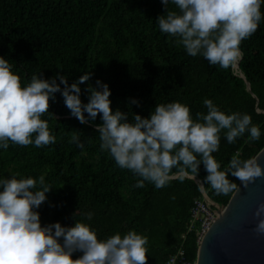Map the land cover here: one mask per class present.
<instances>
[{
  "label": "trees",
  "instance_id": "1",
  "mask_svg": "<svg viewBox=\"0 0 264 264\" xmlns=\"http://www.w3.org/2000/svg\"><path fill=\"white\" fill-rule=\"evenodd\" d=\"M169 10H176L171 3ZM165 13L161 0H0V57L9 61L22 86L34 74L50 79L59 73L71 85L91 72V79L80 85L82 102H88V84L95 87L100 80L110 88L113 112L128 113L129 121L133 114L149 117L156 104L177 101L189 106L195 120L197 112H207L205 98L226 114H249L260 127V139L249 142L246 132L228 144L222 131L219 151L213 155L221 170L237 153L242 160L252 158L264 145V3L258 30L240 45L238 65L244 78L233 66L223 69L199 55H187L175 38L159 30L156 19ZM55 97L49 101L53 117L46 113L41 118L56 143L37 148L10 142L7 150L0 148V178L44 175L53 189L34 209L42 226L59 222L71 227L76 219L88 223L100 240L134 230L148 237L147 264H165L187 230L194 199L201 196L198 184L207 175L204 166L196 177L174 178L161 189L147 181L136 188L139 177L100 151L95 129L102 123L100 115L81 124L59 92ZM133 99L139 104H132ZM76 132L83 149L69 143ZM228 178L239 182L230 174ZM204 187L222 205L232 194L216 195L209 185ZM87 212L94 213L90 221L84 217ZM198 245L195 231L187 232L186 257L194 259ZM81 255L76 252L73 259Z\"/></svg>",
  "mask_w": 264,
  "mask_h": 264
},
{
  "label": "clouds",
  "instance_id": "2",
  "mask_svg": "<svg viewBox=\"0 0 264 264\" xmlns=\"http://www.w3.org/2000/svg\"><path fill=\"white\" fill-rule=\"evenodd\" d=\"M166 13L156 19L161 33L175 38L187 55L201 56L211 66L223 69L234 66L242 57L241 42L250 38L262 19L264 0H161ZM176 10H169V4ZM91 72L79 77L71 85L59 73L50 78L33 75L27 86H22L19 75L12 71L9 61L0 57V148L7 150L9 143L42 148L55 144L57 138L41 117L49 113V101L56 93L63 97L71 116L81 124L95 121L100 139V151H107L122 169L130 170L139 179L134 187L142 188L150 182L157 189L166 187L170 180L196 177L202 164L207 175L198 187H211L216 195H229L238 191L229 174L247 188L264 177V166L257 157L240 159L233 155L226 170L213 153L219 151L221 132L234 144L247 132L249 142L258 141L261 130L246 113L226 114L211 99L203 104L206 114L196 113L194 120L189 106L180 102L156 104L149 117L129 114L111 108L108 84L96 80L88 84V102L81 100V84L91 79ZM59 80V84L57 83ZM63 85V88H61ZM132 104H139L135 99ZM85 113L88 115L85 116ZM69 143L80 149V133L71 136ZM173 169L176 171L173 173ZM0 264H147L148 237L134 230L123 236L116 233L107 239H98L88 224L75 219L74 226L56 222L41 225L38 209L53 187L39 178H0ZM175 199V196L172 197ZM94 213H84L92 220ZM253 232L264 236V203L254 213ZM62 241V242H61ZM82 253L73 259V254Z\"/></svg>",
  "mask_w": 264,
  "mask_h": 264
},
{
  "label": "water",
  "instance_id": "3",
  "mask_svg": "<svg viewBox=\"0 0 264 264\" xmlns=\"http://www.w3.org/2000/svg\"><path fill=\"white\" fill-rule=\"evenodd\" d=\"M253 157L264 166V145ZM237 186L226 204L217 203V215L199 242L196 264H264V236L253 232L255 210L264 203V177L247 188L240 181Z\"/></svg>",
  "mask_w": 264,
  "mask_h": 264
},
{
  "label": "built area",
  "instance_id": "4",
  "mask_svg": "<svg viewBox=\"0 0 264 264\" xmlns=\"http://www.w3.org/2000/svg\"><path fill=\"white\" fill-rule=\"evenodd\" d=\"M206 194V191H201V196L194 199L187 230L181 233L180 241L175 252L168 257L165 264H196L195 259L186 257L183 241L186 237V233L194 230L197 236V242L199 243L204 232L208 229L217 215V208H219V205L212 200L209 195L206 196Z\"/></svg>",
  "mask_w": 264,
  "mask_h": 264
},
{
  "label": "bare ground",
  "instance_id": "5",
  "mask_svg": "<svg viewBox=\"0 0 264 264\" xmlns=\"http://www.w3.org/2000/svg\"><path fill=\"white\" fill-rule=\"evenodd\" d=\"M236 70H238L239 72H237V73H239V75H241L242 76V72L239 70V66H238V62L233 66ZM194 177V176H193ZM197 181L199 180L198 178H195Z\"/></svg>",
  "mask_w": 264,
  "mask_h": 264
},
{
  "label": "rangeland",
  "instance_id": "6",
  "mask_svg": "<svg viewBox=\"0 0 264 264\" xmlns=\"http://www.w3.org/2000/svg\"><path fill=\"white\" fill-rule=\"evenodd\" d=\"M239 66V65H238ZM235 69V68H234ZM236 72H239L238 70L235 69ZM199 181V180H198ZM201 181V180H200ZM205 191L207 192V190L205 189ZM208 195V192L206 194V196ZM221 207H222V204H221ZM218 209V208H217ZM196 260V257L194 258Z\"/></svg>",
  "mask_w": 264,
  "mask_h": 264
}]
</instances>
